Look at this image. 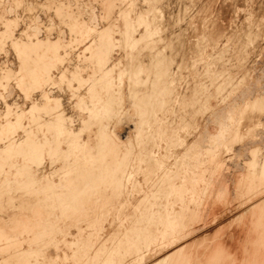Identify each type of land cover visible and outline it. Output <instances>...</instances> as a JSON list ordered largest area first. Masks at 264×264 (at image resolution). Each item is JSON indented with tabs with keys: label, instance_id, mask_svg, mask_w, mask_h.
I'll return each instance as SVG.
<instances>
[{
	"label": "rangeland",
	"instance_id": "rangeland-1",
	"mask_svg": "<svg viewBox=\"0 0 264 264\" xmlns=\"http://www.w3.org/2000/svg\"><path fill=\"white\" fill-rule=\"evenodd\" d=\"M0 264H264V0H0Z\"/></svg>",
	"mask_w": 264,
	"mask_h": 264
},
{
	"label": "bare ground",
	"instance_id": "bare-ground-1",
	"mask_svg": "<svg viewBox=\"0 0 264 264\" xmlns=\"http://www.w3.org/2000/svg\"><path fill=\"white\" fill-rule=\"evenodd\" d=\"M101 30H102V29H101ZM121 48H122V47H121ZM143 49H144V48H143ZM150 65H151V64H150ZM151 71H152V70H151ZM152 73H154V71L151 72V74H152ZM151 74L149 73V75H151ZM156 74H157L158 77H156L155 79L151 80V82H150V77H151L152 75H151L150 77H148V74H147V78H144V80L142 79L143 82L146 83L145 85H151L152 83L157 82V79H159V75H158V73H156ZM151 79H152V78H151ZM143 82H142V83H143ZM148 82L151 83V84H149ZM142 83L139 82L140 85H142ZM147 83H148V84H147ZM139 84H138V85H139ZM148 88H150V87H147L146 89H148ZM137 89H138V88H137ZM143 89H144V88H143ZM146 89H144V90H146ZM150 90L153 92V93L150 92V94H151V95L153 94V95L155 96L156 93H154V92H156V91H154V88L152 89V87H151ZM148 91H149V89H148ZM139 92H140V94H141L143 91H142V92L139 91ZM144 92H145V91H144ZM144 92H143V93H144ZM143 93H142V94H143ZM145 93H147V91H146ZM147 95L149 96L148 93H147ZM139 96H141V95H139ZM139 96L137 95V97H139ZM146 97H147V96L145 95V98H146ZM150 97L153 98L152 96H149V98H150ZM140 98H141V97H140ZM151 98H150V99H151ZM43 99H44V98H43ZM141 99H143V97H142ZM152 100H153V99H152ZM144 101H145V99H144L142 102H144ZM149 101H150V100H147L146 102L148 103ZM136 102H137V100H136ZM139 102H140V100H139ZM139 102H138V103H139ZM142 102H141V103H142ZM144 103H145V102H144ZM135 105H136V104H135ZM141 105H142V104H141ZM143 105H144V108H145V104H143ZM146 106H148V105L146 104ZM140 107H141V106H140ZM32 111H33V110H32ZM146 112H147V111H146ZM140 113H141V111H140ZM145 114H146V113H145ZM130 126H131V125H128V124H127V126H125V129H129ZM124 131H125V130H124ZM128 133H129V132H128ZM125 134H126V132H125ZM126 135H127V134H126Z\"/></svg>",
	"mask_w": 264,
	"mask_h": 264
}]
</instances>
